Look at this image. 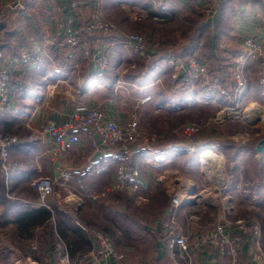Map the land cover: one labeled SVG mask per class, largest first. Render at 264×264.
Instances as JSON below:
<instances>
[{"label":"crops","instance_id":"1","mask_svg":"<svg viewBox=\"0 0 264 264\" xmlns=\"http://www.w3.org/2000/svg\"><path fill=\"white\" fill-rule=\"evenodd\" d=\"M9 1L0 0V9ZM148 7L152 9L148 10ZM195 7L202 14L200 24L193 29L191 36L174 46L165 44L173 40L180 29L170 26L167 32H161L158 26L172 18L170 24L177 20L176 25L188 24L187 30H191L194 26L192 14L195 11L183 3L169 0H82L78 7H73L71 0H34L21 13L16 10L9 12L0 23L4 58L9 59L22 50L43 43L45 39L61 32L65 26H78L83 19L96 13L105 20L116 22L123 33L134 31L144 34L148 49L154 55L153 61L167 55L182 58L186 54L198 52L207 60L212 71L211 65L217 64L215 68L218 69L225 66L223 62L229 63L230 58L240 51L244 39L253 37L264 43V23L258 17L264 8L261 0H227L213 16ZM140 10L145 11L146 16L141 20H132L131 13ZM178 13L181 16H177ZM106 40L102 35L97 38L98 42ZM50 56V60L26 69L23 77L12 85L11 109L0 120L1 131L18 139V143L10 148V157L18 162L17 167L7 176L2 171L0 173V229L12 230V248L19 255L25 256L29 253L25 239L34 229L40 228L39 250L35 257L43 264H55L51 250L54 232L68 245L72 258L86 252L89 242L86 234L61 212L56 211L52 219L46 209L28 203H35L37 199V193L31 186L32 181L37 178H56L60 171L67 172L69 177L64 181L66 188H58L60 199L67 201L81 198L85 202L91 201L89 195L103 190L113 182L115 167L120 162V156L108 151L94 152L89 147L90 131L86 129L78 130L80 141L68 148L64 158L55 157L52 144L40 133V127L45 121L51 119L63 122L76 104L96 106L120 124L135 118L145 132L166 134L164 144L160 143V147L165 148L175 138L171 132L182 125H178L180 122H172L171 114L183 108L184 101L192 96L187 86L175 91L168 86L169 66L155 63L148 67L141 60L130 57L119 46L112 48L109 67L99 74L94 73L92 63L78 49L70 51L52 48ZM17 69L14 68L16 74ZM245 73L248 88L244 102L259 103L263 100L262 88L258 83L259 62L249 63ZM145 97H149L147 102L143 101ZM217 100L218 106L228 104V100L221 95ZM186 123L195 122L185 121L183 124ZM226 128L227 131L233 128L234 132L214 131L218 136L209 135L213 138L209 140L234 142L233 151L236 155L231 160L234 180L240 177L253 180L264 194V153L255 150L257 142L262 139L261 135L238 142L231 137L243 130L242 125L231 123ZM256 131L252 129L251 133ZM212 145L226 153L218 145ZM145 153L147 155L148 152L138 151L132 146L131 152L124 155L140 162L139 158ZM186 156H178L172 163L182 168ZM240 159H249L255 163L252 173L246 161ZM146 168L148 166L141 169V181L145 189L143 195L154 198L163 187L156 181L158 175L151 176ZM165 190L167 197L169 194ZM55 201L54 198L50 199L53 206ZM262 203L264 208V199ZM255 206L245 208L249 210ZM258 215L252 216L262 224L264 244V220L260 218L262 212ZM87 217L84 208H81L80 223L94 226L95 219ZM159 224L157 227L154 224V229L158 230ZM122 247L120 250L130 264H159L163 257L159 240L155 241L151 252L142 254ZM19 255L12 251V264Z\"/></svg>","mask_w":264,"mask_h":264},{"label":"built area","instance_id":"2","mask_svg":"<svg viewBox=\"0 0 264 264\" xmlns=\"http://www.w3.org/2000/svg\"><path fill=\"white\" fill-rule=\"evenodd\" d=\"M34 0H10L0 9V23L9 12L16 10L22 12L27 4ZM152 1V0H142ZM173 3H183L187 6H199L213 16L221 4L227 0H169ZM264 6V0H261ZM82 0H71L73 7H78ZM20 15V14H19ZM146 16L145 11H134L131 19L141 20ZM260 22L264 23V8L258 14ZM106 36V41H97L98 36ZM264 36V33H262ZM119 46L130 57L139 59L148 67L155 63H161L170 67L168 86L173 90H179L200 82L208 94L216 92L228 100V104L220 105L215 116L206 123H186L171 132L172 135L183 138L180 143H170L165 148L160 143L167 137L166 134H152L139 127V123L132 118L125 123H118L109 118L101 108L96 106L72 107L65 120L58 123L48 119L40 127V133L52 144L54 156L64 158L70 146L79 143L78 130H89V147L94 152L108 151L120 156V162L115 167L113 182L99 192L89 195L91 201L100 199L110 200L116 193H126L136 196V201H144L141 197L144 187L141 181V168L136 159L132 161L124 154L131 152V147L148 152L147 160L156 165H167L171 161L187 153H196L199 165L207 176L205 182L210 189L197 192L194 182L180 178L174 186L168 187L171 174L168 177L159 175L156 181L161 187L167 189L170 202L165 217L158 226V234L161 243L163 257L159 264H264L263 228L261 222L250 214L242 217H234L235 197L248 207L255 206L264 198L257 184L250 179L241 177L232 181L225 172L223 153L213 145L202 146L201 140L205 138V128L223 123L241 124L243 130L231 137L235 141H244L252 137L264 138V103H245L244 95L248 88V77L245 69L249 63L259 62L258 83L262 88L261 96L264 100V43L256 38L244 39L241 49L230 58L227 66L217 69L216 75L209 69L208 62L198 53L186 54L184 57L167 55L163 59L153 61V54L149 51L146 36L139 32L123 33L118 24L111 20H105L96 13L90 18L83 19L78 25H68L43 43L33 45L29 49L20 51L16 56L4 58L2 41L0 38V120L11 109L12 85L21 79L26 69L39 65L45 60H50L52 48L74 50L81 54L93 65V71L99 74L108 69L112 48ZM17 67V74L14 68ZM76 67V65H73ZM54 87V86H52ZM149 97L143 99L147 102ZM248 105H255L248 111ZM258 107V108H257ZM255 128L254 134L251 130ZM18 143L14 136L5 135L0 129V169L7 176L17 167L18 162L10 157V148ZM204 151H210L214 157H223L221 179L216 180L213 165ZM214 170V171H213ZM178 176V173L176 174ZM212 175L211 177H209ZM69 174L60 171L56 178H37L31 186L37 193L35 203H30L37 208H44L53 219L55 212H61L71 219L85 234L89 242L86 252L72 258L70 249L61 236L54 232L52 238V257L55 264H130L126 256L116 249L111 238L95 226H85L79 222V211L84 202L81 198L64 201L58 196V188H66ZM209 178L211 180H209ZM205 181V180H204ZM169 189V190H168ZM54 198L55 206L50 199ZM189 208L184 215V222L180 220L178 213ZM216 210L215 220L202 223L200 210ZM189 214V215H188ZM188 215V216H187ZM40 228L32 231V236L27 241L29 253L19 255L15 249L12 251L19 255L13 264H43L35 257L39 250Z\"/></svg>","mask_w":264,"mask_h":264},{"label":"rangeland","instance_id":"3","mask_svg":"<svg viewBox=\"0 0 264 264\" xmlns=\"http://www.w3.org/2000/svg\"><path fill=\"white\" fill-rule=\"evenodd\" d=\"M193 8L196 13L194 12L192 14L193 19H194V22L192 21V23L194 24V26H192L191 30H187V28L189 27L188 24L187 25L185 24L176 25L177 20H174L175 22L173 21L174 23L172 22L173 24H170L171 22L170 20L172 19L171 17L173 16V14L170 17L171 19L168 20L169 22L168 21L164 22L166 24L158 26L161 32L162 31L167 32L170 26H175L176 28L180 29L177 32V34L174 35V39L168 40L165 45L178 46L180 42H183L189 36H191V34L193 33V29L195 30V28L198 27V24H200L199 18L201 17L200 15L202 14L198 13L199 9L198 10L195 9L196 7H192V9ZM151 9L152 7H148V10H151ZM177 16H181V14L178 13ZM187 20L189 19L187 18ZM158 27H156L155 29H157ZM162 43H164V41H162ZM194 53H198V52H194ZM229 63H230V60H229ZM229 63L228 61L227 62L225 61L222 64L227 66V64ZM216 66L217 64H215V66L211 65L212 73L214 74V76L216 75V71H217V68H215ZM187 87L190 90V93L192 94V96L190 98L188 97L186 101H184L185 105L183 106V108H179V110L171 114L170 117H171L172 122H178V123L180 122L178 125L180 124L183 125L185 121H194L195 124H198V123L201 124V123L208 122L215 116L216 112L219 110V106H218L219 102L217 100V97L219 96V94L216 92H212L211 95L213 96H210V94H208L205 91V89H203L200 82H193L192 84H189ZM259 103L263 104L264 100L259 101ZM227 124H231V123L215 124V125H211L205 128L204 130L205 138L201 140L202 146L212 145V144L218 145V146L219 145L221 146L222 144H224V145L229 146L232 141L230 142L229 140H225V141L217 142V140H209V139H213L209 135L213 136L215 134V136H218L216 133H213L214 131L219 132V133L220 132H225V133L234 132L233 128L232 130H228V131L226 130ZM173 139H174L173 141L171 140V142L173 143L175 142L180 143L184 141L183 138H180L178 136H175V138ZM164 140L162 141V144H164ZM141 151L147 152L146 150H141ZM192 154H196V153H187L184 155L189 156ZM142 155L143 156L139 158L140 160L139 166L141 169L144 166H148V168L146 169H147V172H150L151 176L154 174L159 176L162 173V175H165V177L167 178L169 174L168 172L164 173L163 172L164 170H171L175 172L173 176L172 174L170 175L171 182L168 187L174 186L175 184V181H173L174 178H176V180L180 178L181 179L180 182L182 184L185 183L184 179L194 182L195 185L197 186L198 193L204 189H210V187L205 183L207 181L206 179L207 176L204 174V169L199 165L198 161H196V164H193L191 166L189 165V167L187 168H185L186 166L180 168L181 165H178L177 163L173 164L172 163L173 160L171 161V163L165 166L164 165L156 166V165H152V163L147 160L149 156L148 153L147 155L146 153ZM223 156H224L225 172L231 175L230 177L232 181H235L234 180L235 174L233 175V173L229 172V170L232 169V161L230 160V158H228V155H226V153H223ZM242 160L246 161L245 163L249 165L250 173H252V171L254 170L253 168L255 166V163L253 161H250L249 159L248 161L247 159H240V161ZM209 170L211 171V174L213 175L212 170L211 169ZM177 173H178V176L176 175ZM212 175H210L209 177H211ZM209 180L211 179L209 178ZM161 190L162 191H160L157 194V197L154 198L153 201H151L152 200L151 196L150 198H148L149 196L147 197V196L141 195L144 201L140 200L138 203L136 201L137 199L136 196H131L126 193L120 192L112 196L110 200L100 199L97 202L95 201L85 202V200H83L84 207L82 206V208H84L86 212V217L88 216L87 218L93 217L95 219L96 223L94 224V226L102 230L103 232H105L111 238L117 250L122 249L123 248L122 246H124L125 249L129 248L130 250H134L135 251L134 253H138V254L139 253L142 254L141 252L147 253V252H151L152 250L151 248L154 247L155 241L160 239L158 230L154 229L153 225L155 224V226L157 227V225L165 217L164 207H166L165 209L167 210L169 208L170 198L169 196L166 197L167 194L165 193L166 190L164 188H161ZM263 199L253 209L248 210L245 208L243 203L236 196L235 197L236 212L234 214V217L235 218L242 217L248 214L257 216L259 212H262V216L260 218L264 220V208H262ZM126 202L129 203V206H126L127 209L124 207H121V204L126 203ZM189 210H190L189 208H186L182 210L180 213H178L180 220L182 222H184V219H185L184 215L188 213ZM199 212L201 214L200 220L202 223L211 222L215 220L217 217L216 210H213V209H208L207 211H203L201 209ZM145 227H148V230H145ZM31 236H32V233L25 240L29 241ZM38 241H39V237H38ZM140 256L141 255H139V257ZM134 258L137 259L136 256ZM0 264H12V230H10L9 228L0 229ZM140 264L142 263L140 262Z\"/></svg>","mask_w":264,"mask_h":264},{"label":"trees","instance_id":"4","mask_svg":"<svg viewBox=\"0 0 264 264\" xmlns=\"http://www.w3.org/2000/svg\"><path fill=\"white\" fill-rule=\"evenodd\" d=\"M2 24H3V23H2ZM106 38H107V37L105 36V39H106ZM192 100H193V99H192ZM8 114H9V113L6 112V113L3 115V117L6 116V115H8ZM229 141H230V140H229ZM230 142H231V141H230ZM219 147H220V149L224 150V151L227 153L226 155H228V158H230V160H232L233 157L236 155L235 152L233 151V148H235V145H234L233 142H231V144H230L229 146L222 144L221 146L219 145ZM196 161H198V160H197V154H192V155L186 156V157H184V159H183L182 167H184V166L189 167V165L191 166V165H193V164H196ZM232 165H233V164H232ZM231 170L234 172V167H233V166H232V169L229 170L230 173H233ZM0 173H1V169H0ZM0 177H1V175H0ZM1 191H2V187H0V193H1ZM116 194H117V193H116ZM156 197H157V196H156ZM156 197H154V198H156ZM154 198H152L151 201H153ZM0 199H1V196H0ZM126 206H129V203H128V202H126V203H122V204H121V207H124V208L127 209ZM131 219H133V218H131ZM134 221H136V220H134ZM143 230H144V229H143ZM145 230H148V227H145ZM39 234H40V233H39ZM39 237H40V235H39ZM153 248H154V247H153Z\"/></svg>","mask_w":264,"mask_h":264},{"label":"bare ground","instance_id":"5","mask_svg":"<svg viewBox=\"0 0 264 264\" xmlns=\"http://www.w3.org/2000/svg\"><path fill=\"white\" fill-rule=\"evenodd\" d=\"M253 106L255 108V105H248L247 110L249 111ZM260 110H264V108H261ZM202 156H206L207 159L209 160V162H211V164L213 165L214 170H215V172H213V175H215V179L216 180H220L221 179V174L219 173V171L221 169L220 166H221V164L223 162L222 161L223 157L221 155H219V158H216V157H214V155L210 151H204Z\"/></svg>","mask_w":264,"mask_h":264},{"label":"water","instance_id":"6","mask_svg":"<svg viewBox=\"0 0 264 264\" xmlns=\"http://www.w3.org/2000/svg\"><path fill=\"white\" fill-rule=\"evenodd\" d=\"M255 150L258 152V153H264V138L260 139L256 146H255Z\"/></svg>","mask_w":264,"mask_h":264}]
</instances>
